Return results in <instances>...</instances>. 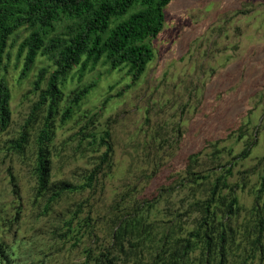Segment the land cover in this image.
<instances>
[{"label":"trees","instance_id":"obj_1","mask_svg":"<svg viewBox=\"0 0 264 264\" xmlns=\"http://www.w3.org/2000/svg\"><path fill=\"white\" fill-rule=\"evenodd\" d=\"M170 1L0 0V136L8 131L12 113L5 76L13 45L9 40L26 30L18 45L25 75L38 57L47 60L32 81L31 92H40L29 117L16 135L0 140V264H47L48 251L61 253L70 244L81 255L75 264H264L262 189L246 206L236 193L246 181L230 186L235 160L249 148L238 157L232 145L206 139L201 149L183 155L188 151L178 143L184 137L181 112L188 102L175 110L172 126L170 120L151 125L147 110L150 132L141 128L132 142L133 175L109 202L113 134L110 127H94L99 113L80 114L78 122L84 119V124L71 136L73 152L96 153L93 167L78 182L52 179L55 116L60 112L62 122L70 120L95 86L94 81L65 95L68 76L75 69L82 76L102 64L125 71L131 80L127 88L139 83L155 56L151 40L163 29ZM63 99L68 104L61 108ZM240 132L243 137L244 126ZM176 156L184 162L172 169L171 181L155 193L145 191L168 169L165 158ZM26 168L33 181L23 189L19 173ZM43 217L49 223L46 232L45 226L36 228ZM25 224L33 232L29 238L20 236ZM42 234L46 239L38 237Z\"/></svg>","mask_w":264,"mask_h":264},{"label":"rangeland","instance_id":"obj_2","mask_svg":"<svg viewBox=\"0 0 264 264\" xmlns=\"http://www.w3.org/2000/svg\"><path fill=\"white\" fill-rule=\"evenodd\" d=\"M26 34L25 29L20 30L9 40L13 45L9 49L5 76L12 90V113L10 127L0 140L21 130L34 102L39 99L40 91L31 92L32 81L47 60L38 57L28 74L23 73L24 56H18V45ZM151 44L155 56L145 76L131 88L126 87L131 80L125 71L109 70L102 64L82 76L76 69L70 73L65 95L94 81L95 86L74 108L70 120L62 122L60 112L55 116L51 144L55 161L52 179L78 182L77 179L93 167L96 153L73 152L75 142L71 136L84 124V119L78 122L80 114L84 111L90 115L99 113L94 127L97 130L110 127L113 134L114 172L106 187V201L109 202L113 192L133 175L130 172L134 162L132 142L136 139L134 133L140 132L141 128L150 132V125L145 120L147 110L150 109L151 125L159 120H170L172 126L175 110L188 102L181 112L184 137L178 143L188 152L181 153L198 151L206 139L216 138L223 140V144L232 145L235 156L249 148L248 154L235 160L230 186L246 181L243 188L236 187L240 203L246 206L253 204L254 192L260 189L264 200V0H171L165 7L163 29ZM105 99L110 100L100 111ZM67 102L63 99L60 107ZM157 111L160 114L156 115ZM38 125H42V121ZM242 126L245 135L238 137ZM33 133L32 130L30 138ZM0 156H4V150L0 151ZM165 160L168 169L156 176L145 191L155 193L162 183L170 182L172 169L175 171L174 168H180L184 162L177 156L171 161ZM5 162L6 169L10 158H5ZM142 168L147 169L146 166ZM19 175L22 188H29L33 180L28 168ZM43 218L36 228L45 226L46 232L49 223L46 217ZM28 228H31L30 224L23 225L21 237H31L33 232L32 229L27 231ZM46 236L38 237L46 239ZM69 248L61 253L48 251L47 264L77 263L81 255L71 244Z\"/></svg>","mask_w":264,"mask_h":264}]
</instances>
